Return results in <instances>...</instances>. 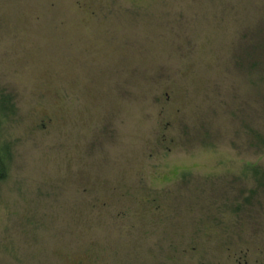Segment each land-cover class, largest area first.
Masks as SVG:
<instances>
[{
    "label": "rangeland",
    "instance_id": "obj_1",
    "mask_svg": "<svg viewBox=\"0 0 264 264\" xmlns=\"http://www.w3.org/2000/svg\"><path fill=\"white\" fill-rule=\"evenodd\" d=\"M262 47L264 0H0V264H264Z\"/></svg>",
    "mask_w": 264,
    "mask_h": 264
},
{
    "label": "trees",
    "instance_id": "obj_2",
    "mask_svg": "<svg viewBox=\"0 0 264 264\" xmlns=\"http://www.w3.org/2000/svg\"><path fill=\"white\" fill-rule=\"evenodd\" d=\"M262 50H264V47H262ZM0 98L2 99H7L8 102H10V106L7 107H0V114L3 116H7L9 113L13 112V106L11 105V98L7 96H3L0 94ZM10 161H11V150L8 145H0V182L6 179L7 174H8V169L10 166ZM247 205H245L246 207ZM240 213V211H239Z\"/></svg>",
    "mask_w": 264,
    "mask_h": 264
},
{
    "label": "flooded vegetation",
    "instance_id": "obj_3",
    "mask_svg": "<svg viewBox=\"0 0 264 264\" xmlns=\"http://www.w3.org/2000/svg\"><path fill=\"white\" fill-rule=\"evenodd\" d=\"M245 230V229H244ZM244 230L242 228H235L234 233L232 234L233 237H238V236H243L244 235ZM260 237H264V235H259ZM238 241V240H237ZM248 264V262H247Z\"/></svg>",
    "mask_w": 264,
    "mask_h": 264
}]
</instances>
